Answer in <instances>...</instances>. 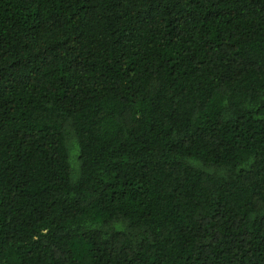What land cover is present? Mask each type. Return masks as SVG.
<instances>
[{
    "label": "trees",
    "instance_id": "1",
    "mask_svg": "<svg viewBox=\"0 0 264 264\" xmlns=\"http://www.w3.org/2000/svg\"><path fill=\"white\" fill-rule=\"evenodd\" d=\"M0 264H264V0H0Z\"/></svg>",
    "mask_w": 264,
    "mask_h": 264
}]
</instances>
